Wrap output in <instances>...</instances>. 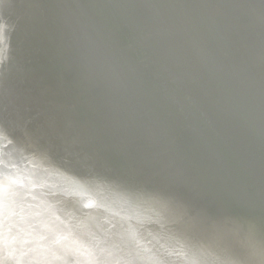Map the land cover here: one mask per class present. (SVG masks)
Masks as SVG:
<instances>
[{"label": "water", "instance_id": "95a60500", "mask_svg": "<svg viewBox=\"0 0 264 264\" xmlns=\"http://www.w3.org/2000/svg\"><path fill=\"white\" fill-rule=\"evenodd\" d=\"M238 7L261 19L264 0H2L0 264H82L81 254L86 264H132L145 247L163 253L155 239L161 229L154 225L160 209L166 210L162 216L174 234L175 226L181 229L179 243L185 248L178 253L188 258L186 264H192L187 254L192 252L199 255L196 264H264V245L258 239L264 237V153L256 152L264 143L252 145L254 129L242 137L233 135L234 127L243 132L257 122L261 131L255 133H264L263 111L232 108L199 129L198 119L184 122L186 146L201 163L220 168L219 179L179 188L188 189L193 198L185 219L168 203L161 184L152 187V194L148 187L144 192L151 203L131 196L136 207L130 210L122 203H106L84 175L92 169L88 174L95 182L109 183L110 175L136 171L146 162L145 149L149 159L160 154L157 135L150 146L135 152L137 133L145 129L136 126L140 118L135 125L129 122L131 109L141 105L143 119L150 101L137 88L142 79L121 84L120 91L111 89V79L120 75L122 83L140 68L144 40L157 33L169 34L175 46L184 40L173 53L208 40V49L227 47L224 37L236 28L218 24ZM112 148L120 153L111 159ZM102 156L113 162L101 164ZM81 173L83 187L72 191L71 175ZM177 177L190 181L184 170ZM117 185L120 196L122 182ZM213 190L218 200L212 199ZM209 222L237 226L249 244L243 247L239 236L229 239L212 231Z\"/></svg>", "mask_w": 264, "mask_h": 264}, {"label": "bare ground", "instance_id": "6f19581e", "mask_svg": "<svg viewBox=\"0 0 264 264\" xmlns=\"http://www.w3.org/2000/svg\"><path fill=\"white\" fill-rule=\"evenodd\" d=\"M232 19L233 15L230 18L228 16L222 17L221 23L218 25L222 26L223 23L225 28ZM226 33L229 34L228 31ZM162 34L164 33H157L155 38L151 37V40L145 39L143 44H141L139 48V61L141 63L136 73L132 75L126 74L128 78L122 83H120V75H117L116 79L115 77L111 79V89L116 87L118 91L121 90V84L130 85L131 82L135 83L136 80L142 79L143 85L139 82L140 87L137 86V88L141 91L144 98L150 99V101L148 100L146 117L143 119H141L143 109L141 105L137 106V104H134L132 107H137L131 109L133 121L129 122L135 125L137 119L140 118L136 126H139V128L142 126L145 129V131L137 133V141L140 145L135 152H141L144 146H150L156 140L157 135L160 140H157V143L161 146L160 154L149 159L147 158L148 151L145 149V156H142L147 160L146 162H142V165L137 166L136 169L133 168L136 171H123L119 176L112 174V171L107 172L105 176L112 174L109 176L111 178L109 183L105 182V180L95 182L92 178L93 174L92 176L88 174L94 171L92 169H87L84 175L92 179L89 186L92 185L97 191L102 192L103 196L106 197V203H122L130 207V210L136 207L131 196H140L144 198L145 202L151 203L152 201L145 196L144 192H147L146 189L148 187V192L152 194V191L155 190L152 187L161 184V191L166 194L168 203L173 207L174 211L180 214L181 218L185 219L187 212L185 209H189L193 198L188 194V189L185 192H181L179 188L181 186L182 188L183 186L186 187L185 185L190 187L191 182L200 181L203 183L213 177L214 179H219L220 174V168L216 169L214 165L205 160L201 163L200 159L186 146L184 138L188 133L185 123L198 119L199 121L195 124V127L199 129L206 120L209 124L219 120L228 114L232 108L233 110H247L251 107L254 111H263L262 115H264V15H262L261 19L252 18L251 26L246 27L245 33L241 32V29H236L234 33L230 31V37L225 35L224 39H228L229 44L227 47L219 44V47L213 46L208 49L210 43L208 40L207 43H205L206 41H203L204 44L200 43L196 49L193 45V49L187 47V52L179 51L178 53H173L178 50L179 44L182 46L185 41L182 40L175 46L174 38H169V34L167 35L168 37L161 36ZM186 41L190 42L188 38H186ZM185 45L182 49L186 48ZM184 77L187 79H183ZM121 94L122 92H118L116 96L119 100L121 99ZM117 124L119 125L120 121ZM239 128L242 129V126L240 125ZM228 129L230 134H232V128L228 126ZM234 129L236 131L233 134L235 137H242L254 129L251 140L252 145L260 146L264 143V133H255V131H261L258 122L254 125L249 124L244 128L243 132L238 130L237 127H234ZM202 136L204 135L200 137ZM183 146L185 147V152ZM263 150L264 146L256 148L258 153L259 151L264 153ZM119 153V149L112 148L110 151L111 159L117 157ZM139 154L134 153L133 156L138 157ZM100 158L99 162L104 165L113 162L105 156ZM214 158H217V156ZM221 159L225 160L224 157ZM135 165H138V162ZM229 169L228 167L224 173L228 174ZM183 170L190 181L177 177ZM71 176L69 186H71L72 191H77L79 187H83L82 185L85 181L82 173L79 177ZM121 182L123 194L117 196L115 187ZM206 185L213 189L210 184ZM186 193L188 196H186ZM213 195L212 199L218 200L214 190ZM157 203L160 202L157 201ZM156 213L155 217L159 222L154 223V225L156 228L161 229V232L158 237L155 234V239L157 238L156 241L162 243L164 251L163 253H155L150 250V247L153 246L145 247L139 256L135 255L136 258L132 264H186L188 258L186 256L181 258L178 253L181 250L184 252L185 248L179 243L183 242L180 241L181 229L175 226L174 234L165 224L166 220L164 221L162 216L167 214L166 210L160 209ZM208 226L218 234L227 235L229 239H236L235 236H239L243 247H247L249 244V240L246 237L243 236L242 238L243 232L237 226L234 228L220 227L217 223H211ZM150 235L151 233H147V238ZM169 239L171 242L167 243ZM258 239L264 245V237ZM166 245L171 246L166 247ZM35 253L39 255L38 252ZM35 253L33 252L34 255H36ZM100 254L106 255L103 252H100ZM187 254H191L189 262L196 264L199 260L198 253ZM80 256L83 258L82 264H86L83 254ZM180 258L181 260H186L181 262ZM40 261L42 262L43 259H40Z\"/></svg>", "mask_w": 264, "mask_h": 264}, {"label": "snow or ice", "instance_id": "6c2138e0", "mask_svg": "<svg viewBox=\"0 0 264 264\" xmlns=\"http://www.w3.org/2000/svg\"><path fill=\"white\" fill-rule=\"evenodd\" d=\"M0 3H2V0H0ZM262 15H264V10H262ZM251 23L252 13L244 7H238L233 14V19L231 20L229 27L244 29L251 26Z\"/></svg>", "mask_w": 264, "mask_h": 264}]
</instances>
